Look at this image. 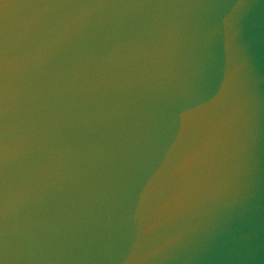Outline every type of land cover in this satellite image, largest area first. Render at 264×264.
Wrapping results in <instances>:
<instances>
[{"label": "water", "instance_id": "obj_1", "mask_svg": "<svg viewBox=\"0 0 264 264\" xmlns=\"http://www.w3.org/2000/svg\"><path fill=\"white\" fill-rule=\"evenodd\" d=\"M0 264H264V0H0Z\"/></svg>", "mask_w": 264, "mask_h": 264}, {"label": "clouds", "instance_id": "obj_2", "mask_svg": "<svg viewBox=\"0 0 264 264\" xmlns=\"http://www.w3.org/2000/svg\"><path fill=\"white\" fill-rule=\"evenodd\" d=\"M15 7H16L15 5L5 3L3 5V10H4L5 15L9 14V12L14 10Z\"/></svg>", "mask_w": 264, "mask_h": 264}]
</instances>
